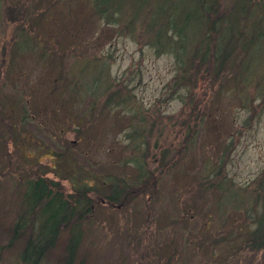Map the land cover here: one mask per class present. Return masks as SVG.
Wrapping results in <instances>:
<instances>
[{"label":"rangeland","instance_id":"374dc122","mask_svg":"<svg viewBox=\"0 0 264 264\" xmlns=\"http://www.w3.org/2000/svg\"><path fill=\"white\" fill-rule=\"evenodd\" d=\"M151 2L141 22L127 19L129 11L108 22L91 0H0V264H20L23 242L8 246L10 229L25 178L37 175L58 182L65 194L84 181L93 188L91 223L82 227L73 264L259 262L252 254L242 263L227 260L226 233L249 218L231 207L218 210L217 192L201 194L197 181L209 165L238 187L264 178V86L256 84L264 83V45L247 86L237 77L247 58L240 47L230 49L232 64L210 66L224 55L212 57L217 51L209 44L229 49L226 37L194 36L182 63L152 47L154 30H145ZM257 2L217 0V14L238 3L249 12ZM201 41L209 57L192 60ZM179 73L186 78L172 87ZM120 94L124 104L113 105ZM194 117L199 129L184 148ZM140 119L143 146L127 139L142 131ZM137 156L156 178L162 170L158 188L109 204L100 180L132 182L137 171L127 161ZM67 239L68 229L40 264H63Z\"/></svg>","mask_w":264,"mask_h":264},{"label":"trees","instance_id":"16d2710c","mask_svg":"<svg viewBox=\"0 0 264 264\" xmlns=\"http://www.w3.org/2000/svg\"><path fill=\"white\" fill-rule=\"evenodd\" d=\"M150 1L91 0L96 12L108 22H112L114 17L120 18L128 14H125L126 11L130 13L128 14L129 16H126L127 19L129 17L131 21L141 22ZM170 1L152 0L151 2L153 5L151 6L152 9H149V18L146 22L145 30H154L152 47L156 50H167L178 61L181 60L180 62L183 63V55L186 53L187 45L194 43V40L198 39L194 36L205 33L206 35H219L220 38L226 37L229 41L227 46L229 49H223V46H219V44L213 46L209 44L214 52L220 53L217 54L215 52L212 57L219 59L221 55H224L220 59L222 63L219 64V62L217 63L211 59L212 65L210 66L213 67V70L218 71L227 60L232 64L234 60L230 59V49L238 46L247 58L240 64L237 77L246 86L250 84L246 79L251 75V70L254 67V57L256 58L259 55L258 50L261 45H264V0H258L257 4H254L249 12L244 7L246 5L238 3L236 8L229 9L224 15L217 14V0H190V5L185 7L180 0H175L176 3L168 4ZM237 1L244 2L246 0ZM166 4H168V7ZM248 6L247 4V8ZM252 19L260 22V27L259 25L254 27L250 22L253 21ZM245 20L248 21L246 22ZM242 21L243 24H241ZM247 23L249 24V30H247ZM198 43L201 52L195 50L199 51V53L195 54L192 60L199 58L202 61L209 57L207 55L208 49L205 50L204 42ZM206 45L208 47V43ZM200 61H198L199 65L202 64ZM72 73L75 74L73 71ZM81 73H86L84 67ZM204 73L209 74L208 72ZM184 75L185 73L177 74L172 87L178 85L177 83L180 80H185L186 77ZM256 84H259L258 87L264 86L262 82H256ZM71 85L74 87V83ZM73 87L72 90H74ZM74 91L82 96L83 89L79 84L76 85ZM83 93L85 94L84 91ZM112 95L108 96V98L112 97ZM107 99L106 104L107 102H112ZM123 100L124 97L120 94L113 105L122 106L125 102ZM263 104L264 102H262V106ZM142 121H140L142 126V129H140L142 131L134 129L136 132L133 130L130 133L131 135L127 136L130 142L134 140L137 143L135 145L141 143V146L144 145L143 137L145 132ZM198 123L194 117L192 125L188 124L186 126L188 130H186L183 142L184 148L193 143V132L195 133L199 129ZM55 157L60 158L61 155L57 153ZM127 162L135 166L137 171L132 182L116 176H106L100 180L104 186L103 189L108 190L107 194H105V199L111 205L127 204L128 201L138 195L145 194L146 191H148L149 195H152L159 186L158 177L162 174V170L157 172L159 174L156 178L153 173L146 169L143 156L130 158ZM216 171H218V168ZM216 171L214 166L209 165L204 170V174H201L199 181H197L201 194L216 191L218 194V210L222 211L225 206L231 207L235 212L241 211L249 218L243 229L235 226L233 231L226 233L225 239L229 250L227 260L231 258L236 263H242L249 257L248 255L252 254L253 257L260 259L257 264H264V178H258L251 188L238 187L233 182H230L229 179L218 177V172ZM92 191V186L86 181L77 185L74 184L72 191L65 194L58 187V182L45 176L37 175L36 177L25 178L21 187L20 209L10 229L11 235L8 240V246H11L16 241L23 242L18 254L20 264H40L45 255L55 247L61 233L67 229L68 239L63 247L61 261L63 264H73L75 262L82 236V227L90 220L89 218L94 210V199L90 195ZM226 220L227 218L224 221ZM89 222L91 223V221ZM167 264H171V262Z\"/></svg>","mask_w":264,"mask_h":264}]
</instances>
